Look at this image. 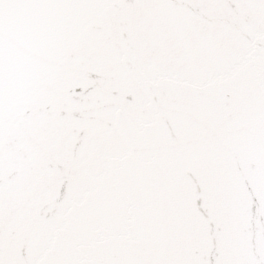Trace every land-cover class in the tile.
Returning a JSON list of instances; mask_svg holds the SVG:
<instances>
[{"label":"snow or ice","instance_id":"obj_1","mask_svg":"<svg viewBox=\"0 0 264 264\" xmlns=\"http://www.w3.org/2000/svg\"><path fill=\"white\" fill-rule=\"evenodd\" d=\"M0 264H264V0H0Z\"/></svg>","mask_w":264,"mask_h":264}]
</instances>
